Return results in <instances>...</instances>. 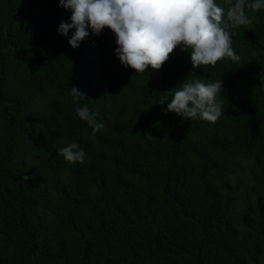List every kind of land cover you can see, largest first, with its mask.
Segmentation results:
<instances>
[{"label": "trees", "instance_id": "16d2710c", "mask_svg": "<svg viewBox=\"0 0 264 264\" xmlns=\"http://www.w3.org/2000/svg\"><path fill=\"white\" fill-rule=\"evenodd\" d=\"M215 2L238 62L135 73L110 29L74 49L59 0H0V264H264V9ZM186 79L223 81L215 123L165 111Z\"/></svg>", "mask_w": 264, "mask_h": 264}, {"label": "clouds", "instance_id": "9594fccd", "mask_svg": "<svg viewBox=\"0 0 264 264\" xmlns=\"http://www.w3.org/2000/svg\"><path fill=\"white\" fill-rule=\"evenodd\" d=\"M60 7L71 11L70 22L61 21L58 32L69 44L79 48L91 33L99 36L105 28L115 34L117 58L125 68L144 73L160 70L177 47L190 50L194 68L215 66L218 61L240 56L232 47V33L224 22V9L215 0H59ZM264 9V0H235L227 18L234 25L250 23L244 9ZM69 33L71 35L69 36ZM223 81L201 79L182 83L167 102L166 112L184 119L215 123L224 114ZM74 96L85 95L72 86ZM162 99L159 103L163 105ZM87 108H77L84 116ZM103 128L94 126V133ZM59 155L71 164L83 163L86 153L76 142L59 148ZM24 181L31 177L25 175Z\"/></svg>", "mask_w": 264, "mask_h": 264}]
</instances>
